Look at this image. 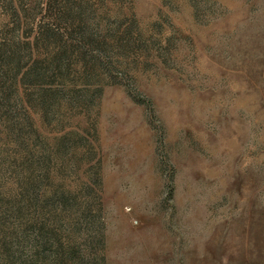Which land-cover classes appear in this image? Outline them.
Returning <instances> with one entry per match:
<instances>
[{
    "label": "rangeland",
    "instance_id": "rangeland-1",
    "mask_svg": "<svg viewBox=\"0 0 264 264\" xmlns=\"http://www.w3.org/2000/svg\"><path fill=\"white\" fill-rule=\"evenodd\" d=\"M0 264H264V0H0Z\"/></svg>",
    "mask_w": 264,
    "mask_h": 264
}]
</instances>
